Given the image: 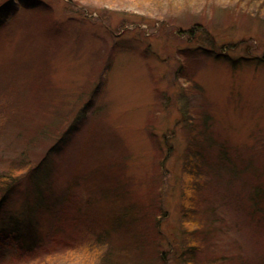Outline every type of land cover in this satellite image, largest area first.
Here are the masks:
<instances>
[{"label":"rangeland","instance_id":"374dc122","mask_svg":"<svg viewBox=\"0 0 264 264\" xmlns=\"http://www.w3.org/2000/svg\"><path fill=\"white\" fill-rule=\"evenodd\" d=\"M0 264H264V0H0Z\"/></svg>","mask_w":264,"mask_h":264},{"label":"trees","instance_id":"16d2710c","mask_svg":"<svg viewBox=\"0 0 264 264\" xmlns=\"http://www.w3.org/2000/svg\"><path fill=\"white\" fill-rule=\"evenodd\" d=\"M193 32V30H191V31H189V34H191ZM202 34H204L205 35V32H201ZM228 46H230V45H228ZM226 48V47H225ZM209 50V49H208ZM74 124V123H73ZM73 125H71V127H72ZM70 129L71 128H69L68 130H66L64 133H62L61 135H60V137L58 138V140H57V142H56V144L53 146V147H51L49 150L50 151H52V149H54V148H62V147H64L65 145H66V143L68 142V131H70ZM46 157L45 158H43V162H42V164L40 165V167L43 169L44 167H46V165H45V163H46ZM40 167H38L39 168V174H37V175H33V173H34V171L32 170V172L30 173L31 174V183H33L34 184V187H36V186H39V184H41V182L43 183L44 181L42 180V179H44V177L43 176H45L44 175V173L42 174V177H41V171H40ZM30 176V175H29ZM32 184V185H33ZM31 185V186H32ZM36 185V186H35ZM12 186V187H11ZM10 187V188H9ZM13 188H15V186L13 187V184H10V185H8V187L6 188L7 190L6 191H8V190H13ZM8 194V193H7ZM7 194H5L2 198H1V200L4 198V197H6L7 196ZM37 196H36V201L35 202H37V203H35L36 204V206H38V204H40L41 203V196L39 195V191H38V193L36 194ZM259 195L260 194H258V191H254V197H256V198H258L259 197ZM2 202V201H1ZM34 210H35V208H33V206H30V205H27L26 207H24V210H23V215H24V217H26L25 219L27 220V224L28 225H26V226H28V227H32V226H34V222H33V220H34V215H33V212H34ZM22 215V216H23ZM118 218H123V216H118ZM11 223H13V221L11 222ZM29 229V228H28ZM191 248H195V247H191ZM186 249H184V253L185 252H187V251H185ZM160 257L162 256V255H159ZM162 258V257H161ZM163 260H165V259H163Z\"/></svg>","mask_w":264,"mask_h":264}]
</instances>
